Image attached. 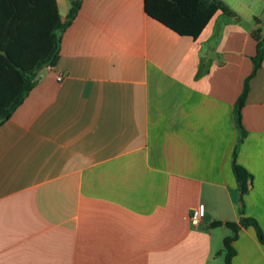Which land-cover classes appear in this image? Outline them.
<instances>
[{"label":"crops","instance_id":"0c3cea01","mask_svg":"<svg viewBox=\"0 0 264 264\" xmlns=\"http://www.w3.org/2000/svg\"><path fill=\"white\" fill-rule=\"evenodd\" d=\"M55 1L64 20L70 0ZM221 1L232 14L191 37L144 0H81L56 64L0 125V264H224L233 234L231 264H264L255 229L226 225L264 231V44L249 77L264 0Z\"/></svg>","mask_w":264,"mask_h":264},{"label":"trees","instance_id":"16d2710c","mask_svg":"<svg viewBox=\"0 0 264 264\" xmlns=\"http://www.w3.org/2000/svg\"><path fill=\"white\" fill-rule=\"evenodd\" d=\"M81 0H70V8L61 20L55 0H0V125L22 102L33 84L35 74L47 66H54L59 57L60 33L69 25L80 8ZM144 10L152 18L180 35L196 37L210 18L220 10L232 12L221 0H144ZM256 37V35H254ZM257 39L251 77L263 58L264 37ZM234 103L233 115L239 130L237 143L245 135L241 109L248 89V79ZM237 146V144H236ZM232 155V169L238 190L243 195L251 175ZM242 211V210H241ZM234 233L239 227L252 226L259 241L264 242V231L254 218L241 216L238 223L226 222ZM235 235L223 239L224 264H231L235 250L231 241Z\"/></svg>","mask_w":264,"mask_h":264},{"label":"built area","instance_id":"2783aa9c","mask_svg":"<svg viewBox=\"0 0 264 264\" xmlns=\"http://www.w3.org/2000/svg\"><path fill=\"white\" fill-rule=\"evenodd\" d=\"M56 78L57 80H60L61 76L58 75ZM203 214H204V206L203 204H198L196 207L192 209L191 213L186 217L190 220L191 224L196 225L202 219Z\"/></svg>","mask_w":264,"mask_h":264},{"label":"water","instance_id":"95a60500","mask_svg":"<svg viewBox=\"0 0 264 264\" xmlns=\"http://www.w3.org/2000/svg\"><path fill=\"white\" fill-rule=\"evenodd\" d=\"M44 72V69H41L40 71H38L36 74H35V80L38 79V77L40 76V73H43Z\"/></svg>","mask_w":264,"mask_h":264},{"label":"rangeland","instance_id":"374dc122","mask_svg":"<svg viewBox=\"0 0 264 264\" xmlns=\"http://www.w3.org/2000/svg\"><path fill=\"white\" fill-rule=\"evenodd\" d=\"M220 258L222 259V255H220Z\"/></svg>","mask_w":264,"mask_h":264}]
</instances>
